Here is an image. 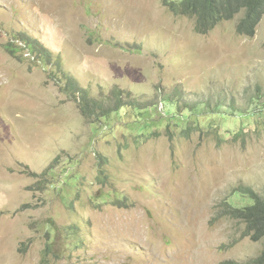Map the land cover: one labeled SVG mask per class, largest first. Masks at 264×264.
<instances>
[{
    "label": "rangeland",
    "instance_id": "obj_1",
    "mask_svg": "<svg viewBox=\"0 0 264 264\" xmlns=\"http://www.w3.org/2000/svg\"><path fill=\"white\" fill-rule=\"evenodd\" d=\"M242 16L205 34L162 0H0V264H252L263 241L221 210L264 197V15L253 37ZM20 32L53 62L7 51ZM67 74L151 115L85 117ZM217 109L241 116L221 139L173 123Z\"/></svg>",
    "mask_w": 264,
    "mask_h": 264
},
{
    "label": "trees",
    "instance_id": "obj_2",
    "mask_svg": "<svg viewBox=\"0 0 264 264\" xmlns=\"http://www.w3.org/2000/svg\"><path fill=\"white\" fill-rule=\"evenodd\" d=\"M164 6L173 14L194 18L196 29L200 33H209L218 24L229 21L243 15L237 24V33L247 37H253L256 34L257 27L264 15V0H162ZM15 38L23 43V47L15 41L9 42L5 49L10 53L16 54L20 49H27L31 56H37L43 61L53 62V53L46 48L39 40L33 38L25 32L15 34ZM12 51V52H11ZM57 67H61L60 62H55ZM65 90L72 93L77 102L80 104V109L85 117L96 116L98 118L108 117L111 112H119L127 110L134 111L133 122L141 123L144 115H151L150 105L142 104L140 100L129 98L126 92L120 88L112 90L110 96L111 104L105 100L98 101L93 99L89 91L79 85L73 76L66 75ZM167 100V99H165ZM229 115L226 112L217 109L214 112L197 114L194 119L186 122V118L182 115L174 117L176 119L174 125L181 127V134L190 136L193 131H199L209 137L221 139L228 128L226 124L235 125L240 120L241 116H234L228 119ZM172 119V120H174ZM147 121V120H145ZM129 128H132L128 124ZM140 128V127H139ZM223 130V131H222ZM174 129L169 131V139H174ZM149 134L141 132L140 138L148 139ZM246 196H249L253 203L243 208L232 207L228 205L222 207V212L225 213L233 221L240 222L244 225V233L253 241H263L264 243V197L250 187L240 186L237 188ZM252 264H264V244L263 249ZM223 264H241L238 262L227 261Z\"/></svg>",
    "mask_w": 264,
    "mask_h": 264
}]
</instances>
